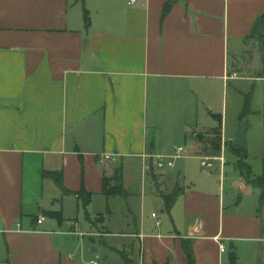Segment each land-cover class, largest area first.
<instances>
[{
	"label": "crops",
	"instance_id": "obj_1",
	"mask_svg": "<svg viewBox=\"0 0 264 264\" xmlns=\"http://www.w3.org/2000/svg\"><path fill=\"white\" fill-rule=\"evenodd\" d=\"M131 1L0 0V264H187L186 241L196 264H264V209L241 171L225 161L220 174L201 164L193 176L167 174L153 159L174 151L157 147L163 121L173 131L195 93L226 97L245 72L262 86L252 114L264 124V0ZM225 113L208 134L222 138L221 153L236 139L226 137ZM132 162L145 179L141 215L125 189L104 195L119 167L125 188ZM152 168L180 188L170 213ZM148 185L161 215L146 209ZM82 191L93 196L88 206L106 198L105 214H87ZM116 198L126 212L112 207Z\"/></svg>",
	"mask_w": 264,
	"mask_h": 264
},
{
	"label": "rangeland",
	"instance_id": "obj_2",
	"mask_svg": "<svg viewBox=\"0 0 264 264\" xmlns=\"http://www.w3.org/2000/svg\"><path fill=\"white\" fill-rule=\"evenodd\" d=\"M242 76H244L243 80L238 83L232 82L228 86L226 97H224L223 94H217L216 92L212 93L211 96L202 93H195L192 97V102L190 103L186 119L179 120L180 122L178 123V126L174 128L173 131H170L166 121H163L161 129L156 135L157 147L158 149H161L160 154L169 155L178 147L184 148L185 154L181 158L175 160L174 169L170 170L169 168H164L160 170L162 173L178 174V172H182V174L187 173V176L195 175L196 172L201 169V160L196 155L200 152L204 159H213L223 155L226 161V167L229 170L234 171V169H237V171H240L236 159L231 157L228 153L233 143H226L227 151L224 149L223 153H221L220 150L223 144L222 138L216 136L210 139V135L208 134L220 127V121L218 118H215V116H224L225 110V115H227L226 137L235 138L237 129L241 123L240 118L244 111L246 100L248 99L250 101V107L246 119L248 120V125L250 127L246 132V149L249 155L247 163L251 172L250 180L257 179L262 175L264 159V153H262V148L264 146V124L262 117L257 118L252 114L253 111L258 108L260 109L263 105L262 86L257 83V88H255L254 83L250 81L251 75L249 73L245 72ZM207 110H211V114L208 113ZM200 135H207L205 141L202 143L196 141L197 137ZM215 135H217V132ZM220 140L221 143L219 144ZM214 164L216 167L218 165L220 166V162H215ZM153 171L154 180L158 183L161 190L160 194L170 196L180 191L179 186L175 187V182L160 178L158 172L155 169H153ZM203 171L207 173L210 172L213 175L220 174L215 173V168L212 170L203 168ZM244 174L247 176V171H244ZM143 180L145 181L143 168L139 162H132L126 166L124 172V189L134 195V202L137 205L140 215L142 214L140 213V199L143 193ZM186 181L189 182L188 179ZM110 182H113V179L110 180ZM245 182L247 186L251 187V195L254 198L257 197L259 191L256 189L255 191L254 187L248 184V179H246ZM149 189L148 185V204L146 209L151 212L149 214L155 212L161 215V202L155 198V195L150 194ZM111 205L119 213L126 212V200H123L122 198L114 199ZM86 210L87 214L91 216L100 213L105 214L107 210V199L102 197L94 199L93 203L88 206ZM101 222L102 219H95L93 221L94 224ZM79 224L82 231L86 232L88 225L86 215L82 211L79 214ZM113 232L118 233L119 231L116 229ZM83 242L89 249L93 250L99 248V242L97 245H94L87 238H85ZM110 261H113L114 263V260L110 259Z\"/></svg>",
	"mask_w": 264,
	"mask_h": 264
},
{
	"label": "trees",
	"instance_id": "obj_3",
	"mask_svg": "<svg viewBox=\"0 0 264 264\" xmlns=\"http://www.w3.org/2000/svg\"><path fill=\"white\" fill-rule=\"evenodd\" d=\"M170 4H168L164 9V16H167V14L170 11ZM87 22L89 21L88 17H86ZM249 107H250V101L247 99L244 111L241 115V120L246 119L249 114ZM221 123V119H219ZM220 137V136H219ZM221 143V140L219 141V144ZM229 155L236 159L238 163V168L241 171L242 175L248 179V184H250L254 189L258 190L260 193V208L259 210L264 209V159H263V173L260 177L254 180H250L251 172L250 167L248 165L249 155L247 152V149H239L234 146V144L230 147L228 151ZM153 169V168H152ZM244 171H247V176L244 174ZM152 171V175H153ZM248 177V178H247ZM113 184L110 182V179L105 178L104 179V195L107 197L112 196H126V191L123 188V171L122 168L119 167L116 170L115 176L112 178ZM111 179V180H112ZM58 184L61 186V176H59L57 180ZM181 195V192H176L173 195L166 196L163 195V202H164V211L167 213H170L172 208L174 207L178 197ZM92 195L86 194L84 191L78 194V198L83 202V204L87 207L92 202ZM54 214V215H53ZM52 218L57 219V216L55 213H52ZM184 250L187 255V264H196V259L191 247V242L186 241L184 242ZM235 261V260H232ZM127 264V260H126Z\"/></svg>",
	"mask_w": 264,
	"mask_h": 264
},
{
	"label": "built area",
	"instance_id": "obj_4",
	"mask_svg": "<svg viewBox=\"0 0 264 264\" xmlns=\"http://www.w3.org/2000/svg\"><path fill=\"white\" fill-rule=\"evenodd\" d=\"M136 1L137 0H132L131 4L136 3ZM235 78H237L236 74L231 76L230 79H235ZM184 154H185V149L182 147H178V148H175L173 153L168 157L158 156V157H154L153 159H154V162H155L157 169H159V170L164 169V168H174L175 160L178 158H181ZM110 159H111V157L109 155H105L100 159V164L103 165V164H105V162L109 161ZM215 162H220L221 165L224 166L225 159L223 156L213 158V159H202L201 166H202V168L212 170V169L216 168V165L214 164ZM153 217H156V214H153ZM44 222H46V218L45 217H39L37 224L42 225ZM221 251H222V253L225 252L224 246H221Z\"/></svg>",
	"mask_w": 264,
	"mask_h": 264
},
{
	"label": "water",
	"instance_id": "obj_5",
	"mask_svg": "<svg viewBox=\"0 0 264 264\" xmlns=\"http://www.w3.org/2000/svg\"><path fill=\"white\" fill-rule=\"evenodd\" d=\"M261 25L260 21L258 20L256 24L254 25L253 31H252V36H259L261 35ZM259 60H260V54L258 53V50L256 51L255 55V66L259 65ZM248 127V120L243 119L240 123V126L238 128V131L236 133V139L234 141V146L239 149H245L246 148V131ZM198 139L201 140L202 136H198ZM237 255L236 252L233 251L230 254V260H236Z\"/></svg>",
	"mask_w": 264,
	"mask_h": 264
}]
</instances>
